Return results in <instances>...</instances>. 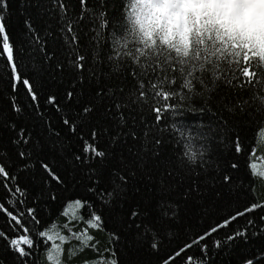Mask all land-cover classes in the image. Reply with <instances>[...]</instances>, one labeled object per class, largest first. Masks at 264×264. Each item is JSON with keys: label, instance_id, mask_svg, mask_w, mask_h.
<instances>
[{"label": "snow or ice", "instance_id": "1", "mask_svg": "<svg viewBox=\"0 0 264 264\" xmlns=\"http://www.w3.org/2000/svg\"><path fill=\"white\" fill-rule=\"evenodd\" d=\"M18 3L14 31L0 0V264H264V147L225 118L264 146V0Z\"/></svg>", "mask_w": 264, "mask_h": 264}, {"label": "trees", "instance_id": "2", "mask_svg": "<svg viewBox=\"0 0 264 264\" xmlns=\"http://www.w3.org/2000/svg\"><path fill=\"white\" fill-rule=\"evenodd\" d=\"M95 3V0H91L90 6H92ZM108 3V8L111 14L116 15L119 13L120 9V0H107ZM72 6L73 8H76L77 11L78 9V3L77 0H72ZM22 9H20L18 0H11V8H10V16H9V22L11 26L13 27V30H17L20 27V12ZM250 25V24H249ZM251 26V25H250ZM224 94H227L229 96V99L232 98V93L228 92L227 90H224V92L221 94L222 96ZM8 96L9 92L7 89L6 81H0V109H7L8 107ZM216 107L213 108V111H221L222 109V100L217 99L215 101ZM221 114L223 112L221 111ZM226 119L229 120V127L235 131L238 132L241 135V139L244 140L245 142H251L253 140V137L255 136V146L257 147H264L261 145V141L259 138L258 133H254L252 127L249 125L247 119L242 116H238L236 118L226 116ZM224 156H229V153L225 151ZM259 155V153H258ZM243 159V158H241ZM257 162L259 163L258 156H257ZM240 175H243L241 172ZM245 185H247V181H245ZM256 196L257 198H264V186L262 185H256ZM251 199L249 195H247L244 191H240L235 194V199L233 200L232 203V208H242L248 201ZM227 209L223 210L220 214L223 215ZM258 214L264 215V213H259ZM248 217L244 218H239L238 222L233 225V227H239L245 224L246 219ZM216 219V216H211L210 219L207 221L208 223L214 222ZM201 220H203V217H198L197 218V223H199ZM4 221L0 219V224H3ZM227 231V230H225ZM223 235V232L221 233V236ZM97 239L104 241V234H100ZM89 256L92 255L91 252L88 253ZM144 258L148 259L147 254H144ZM232 260V257L229 256L228 252H222L219 256L216 257V264H230V261Z\"/></svg>", "mask_w": 264, "mask_h": 264}, {"label": "clouds", "instance_id": "3", "mask_svg": "<svg viewBox=\"0 0 264 264\" xmlns=\"http://www.w3.org/2000/svg\"><path fill=\"white\" fill-rule=\"evenodd\" d=\"M185 43H186V36L184 37Z\"/></svg>", "mask_w": 264, "mask_h": 264}, {"label": "rangeland", "instance_id": "4", "mask_svg": "<svg viewBox=\"0 0 264 264\" xmlns=\"http://www.w3.org/2000/svg\"><path fill=\"white\" fill-rule=\"evenodd\" d=\"M249 23H251V24H252V21H249Z\"/></svg>", "mask_w": 264, "mask_h": 264}]
</instances>
